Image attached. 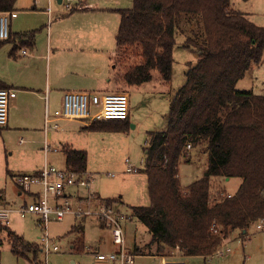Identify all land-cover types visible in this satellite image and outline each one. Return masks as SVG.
<instances>
[{"label": "trees", "instance_id": "1", "mask_svg": "<svg viewBox=\"0 0 264 264\" xmlns=\"http://www.w3.org/2000/svg\"><path fill=\"white\" fill-rule=\"evenodd\" d=\"M16 1L0 0V12L13 11ZM118 12L116 58H130L118 82L138 86L157 70L168 84L178 22L179 32L189 34L183 46L198 52L169 102L166 128L147 133L143 171L149 205L132 206L131 212L151 235L148 254L169 256L178 247L186 257L210 256L232 231L245 236L264 218V94L236 88L264 60V27L234 10L230 0H132L130 9ZM35 33L18 38L33 47ZM128 126V119L101 120L86 129ZM187 144L206 153L207 167L205 176L181 188L178 164L191 162ZM64 155L65 168L86 172L85 151L65 149ZM213 178L240 183L233 193L223 188L210 199ZM103 201L111 206L114 200ZM0 231L18 256L40 250L6 225Z\"/></svg>", "mask_w": 264, "mask_h": 264}, {"label": "rangeland", "instance_id": "2", "mask_svg": "<svg viewBox=\"0 0 264 264\" xmlns=\"http://www.w3.org/2000/svg\"><path fill=\"white\" fill-rule=\"evenodd\" d=\"M237 7L243 13H246L249 20L258 26L264 27V0H235ZM33 5L37 8L48 7V0H17L16 8L30 10ZM132 7V0H129ZM63 13V6H60ZM30 15H20L17 28L25 29L28 26H34L36 37L43 31V20L39 11L33 9L28 12ZM183 29L180 22L176 28V44L173 49V64L171 70V79L168 84L161 80L157 70H153L150 81L138 86H127L123 82L116 81L117 76L123 71V68L130 64L129 57L119 56L120 59H106V64L101 66V71H93L94 78H100L106 81V90L99 93L112 92L113 87L120 85L122 88L118 92H128L131 95V118L127 131H107V130H86L80 129L81 134L68 133L69 139L79 141L81 149H87L89 160L87 162L86 172L92 176V185L97 189L101 197L113 199L111 211L119 214L120 224L125 232V249L133 251L137 245L149 243L151 235L148 229L137 218L132 215V206H147L149 198L147 192L146 176L143 171V158L146 148L147 133L150 131H159L167 126V114L169 110V101L171 96L184 85L186 81V71L188 63H196L194 55L190 49L183 46L188 32L181 34L179 29ZM9 45H5L8 47ZM116 50L115 45L113 51ZM117 53V50H116ZM115 54V52H114ZM113 54V55H114ZM116 56V55H115ZM132 57H134L132 55ZM241 85L245 84L241 90H251L255 93L264 94V60L258 66L251 67L248 73L238 80ZM237 84V83H236ZM252 84V85H251ZM60 122V121H59ZM74 126V123H71ZM134 125V126H132ZM83 130V131H82ZM62 134L63 132L60 131ZM35 138L39 137L35 133ZM1 136L10 144L6 149L3 145ZM21 140V144L20 143ZM28 136L25 133H9L0 131V187L3 188L2 204L5 208L15 210L25 204L31 203L26 195H18L13 182L12 174L23 170V165L35 160V153L39 145L28 146ZM59 141H55L59 150L62 148ZM31 147L32 149H28ZM20 149L25 152L21 153ZM13 151V153H12ZM188 155L191 158L190 163L179 162L178 178L181 188H186L192 182L202 178L206 174L207 157L206 153L198 148L188 149ZM57 159L64 158L62 152L56 154ZM63 163L58 166L61 169ZM136 169L128 172L127 168ZM9 170V174H7ZM210 199L216 196L224 188L222 178H213ZM240 180L232 178L225 182V189L228 192H234ZM32 189H37L34 187ZM227 192V193H228ZM93 199L91 201L92 209H97ZM0 205V207H1ZM83 219H75L73 216H65L61 221L51 222L48 225V233L53 243L58 247L57 251L47 255L39 253L36 261L33 255L27 257H15L11 252L6 232L0 231V264H96V253H111L114 246L111 242V235L107 228L101 226L98 218L87 217L82 223V230L78 229V222ZM76 225V226H75ZM5 226V225H4ZM8 227L23 236L29 243L40 244L42 231L37 226V218L32 215L20 217L13 211L10 214ZM75 227V228H73ZM83 231V235L80 233ZM238 231L231 232L226 241H223L222 250L229 248V255L236 259L237 264H264V234L255 231L254 226L247 232L249 237L242 239ZM238 237H240L238 239ZM83 243V249L76 247ZM72 245L74 246L72 248ZM224 253V252H223ZM167 258L180 257L184 259L182 252L176 247ZM224 255H214L212 260L223 259ZM145 258V257H144ZM136 258L135 264H158L154 259ZM185 260V259H184ZM190 264H203L202 260L192 259ZM110 264H119L111 262ZM209 264V263H206Z\"/></svg>", "mask_w": 264, "mask_h": 264}, {"label": "crops", "instance_id": "3", "mask_svg": "<svg viewBox=\"0 0 264 264\" xmlns=\"http://www.w3.org/2000/svg\"><path fill=\"white\" fill-rule=\"evenodd\" d=\"M63 2L64 0H48V3H50V8H37L36 5H33L30 10L27 8L17 9L15 3L14 11L17 12V16L10 20L9 38L7 40L0 41V88H9L16 91L15 97L10 99L8 103V118L6 126L1 128L0 131H6L7 137L9 133H18L20 135L25 133L28 136V146H33V144L39 145V149L35 153L34 157L36 161L27 163V165H23L24 167L22 168L26 171L12 174L13 182L18 195H26V197L29 198L31 202L37 201L38 195L41 192V187L37 185L32 186L29 193H24L19 189L16 183L17 176L22 174H36L44 166L58 168L61 163H63L61 169L65 168V149L85 151L88 162V150L85 148L81 149V147L78 145L79 141L77 142L76 139L71 140L67 137L68 133H75L76 135L81 134L80 129H86L90 123L82 120H60L59 129H53L44 132L45 112L46 109H48V111L52 114L55 110L61 107L62 96L64 92L77 91L99 93L100 91L106 90V86H108L106 85V81L101 80L100 78H94L92 76V72H100L101 66L106 64V59H116V50L113 51V48L114 45L116 48L115 38L120 22V14L118 10L131 8V5H129V0H79V5L83 6L82 8L72 12H65L63 9L64 12L61 13L60 6H63ZM230 2L234 10L242 12L240 9H238L240 7L236 6L237 3L235 0H230ZM32 9L34 11H39L42 16L41 18L46 20V23L42 25L44 29L40 32L38 38L36 37L35 33L33 47H25L23 44L24 42L22 39L20 40L18 36L23 33L35 30V27L28 26L27 28L21 30L17 28V24L20 15L25 17L27 15L29 16L30 14L28 12ZM244 14L247 15L246 13ZM5 45L9 46L5 47ZM21 50H26V54L22 55ZM190 50L194 55V58L197 59L198 52L194 49ZM244 85L245 84L241 85V81H239L236 84V88L241 90L246 87ZM120 88H122L120 85L115 84L113 87V90L115 91L112 92H116V90ZM107 93H110V91ZM124 93H126L128 96L127 119L130 125V122H133L131 118V95L126 91ZM253 93L260 94L255 92ZM71 123H74V126H72ZM60 131L63 133L61 134ZM35 133H38L39 135L37 139L35 138ZM1 139L5 149L6 145L7 147H10L8 139L6 141L2 136ZM56 139L61 140L59 141V144L62 147L60 150L57 146H54L56 145ZM21 140L22 139H20V143ZM45 143L47 144L48 148L44 147ZM28 149L32 148L28 147ZM59 151L62 152L64 156V158H60V160H58L56 156ZM20 152L25 154L26 151L20 149ZM7 174H9V170H7ZM229 180L231 179H223L222 183L224 188L225 182ZM34 187H37V189H32ZM3 191V188L0 187V205L2 204ZM92 191L94 192L93 199L96 198V200H94L96 208L99 206H106L103 200L108 198L101 197L93 185ZM80 193L84 194L85 192L81 190ZM26 203V201L23 202L25 205ZM77 205L78 203L74 200L73 206ZM2 207H5V205H1L0 208ZM106 207L111 209L112 206ZM74 218L83 219L78 222L79 224H77V226L75 225L78 227V229L82 230V223L87 217ZM98 219L101 222V226L107 228L102 220L100 218ZM120 228L122 230L124 240L123 247L125 249V232L121 224ZM8 229L10 228L8 227ZM232 232L235 233V231ZM80 234L83 235V231ZM20 237L23 238V236ZM239 238L240 237H238V239ZM246 238L248 237L242 236L241 240ZM111 242L114 246L113 252H118L120 246L113 243L112 235ZM146 244L147 243L137 245L134 247L133 251H126L125 249L126 252L133 256V262L131 264H135L136 258L138 257L154 259L157 263L160 261L162 256L148 254ZM73 247L74 246L72 245V248ZM76 248L79 250L83 248V243L78 245ZM223 252L219 254L221 256H225L223 259L212 260L214 256L213 254L206 257L184 256V259L186 260L187 264H190L189 261L192 259L200 262L202 260L203 264H237L236 259L229 255L231 250L226 251L225 249ZM39 253L43 254L41 247L36 256L33 253H28V255L32 254L33 259L34 257L36 259ZM13 255L15 257H20L15 253H13ZM112 262H118L121 264L118 259Z\"/></svg>", "mask_w": 264, "mask_h": 264}, {"label": "built area", "instance_id": "4", "mask_svg": "<svg viewBox=\"0 0 264 264\" xmlns=\"http://www.w3.org/2000/svg\"><path fill=\"white\" fill-rule=\"evenodd\" d=\"M79 0H64L63 9L65 12H72L80 9ZM17 16V12H0V41L9 38V23ZM25 55L26 50H21ZM16 91L9 88H0V129L4 128L8 118V103L14 98ZM128 118V96L124 92H77L67 91L62 96L61 107L52 114L46 109L44 118V132L59 129L60 120H82L92 123L101 120H126ZM48 148L47 144H44ZM185 148H191L187 144ZM128 172L136 171L131 167ZM16 183L24 193H29L32 186L41 187V192L35 202H31L18 209L11 210L5 207L0 208V225H8L10 214L15 211L20 217L32 214L37 217V226L42 231L40 247L43 254L47 255L57 251L58 247L53 243L48 233V225L51 222L61 221L66 215L80 217H98L110 230L113 243L120 246L118 252L95 254L96 264H109L119 260L121 264H131L133 256L125 251L122 230L119 224V214H114L110 208L99 206L92 209L91 201L94 198L92 191V176L87 172L82 174L68 168L58 169L44 166L38 173L17 176ZM85 193L82 194L80 191ZM229 196V195H228ZM78 203L73 206V201ZM255 231L264 234V218L254 224ZM249 237L248 235H245ZM223 244V243H222ZM226 248V251H229ZM223 252L222 245L212 254L219 255ZM158 264H187L186 260L180 257L167 258L162 256Z\"/></svg>", "mask_w": 264, "mask_h": 264}]
</instances>
